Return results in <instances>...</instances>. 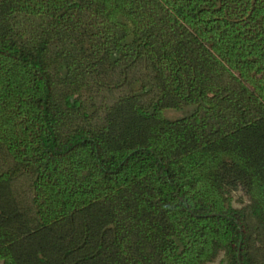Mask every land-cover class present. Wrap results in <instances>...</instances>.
I'll return each instance as SVG.
<instances>
[{
	"label": "trees",
	"instance_id": "16d2710c",
	"mask_svg": "<svg viewBox=\"0 0 264 264\" xmlns=\"http://www.w3.org/2000/svg\"><path fill=\"white\" fill-rule=\"evenodd\" d=\"M215 261L264 264V0H0V264Z\"/></svg>",
	"mask_w": 264,
	"mask_h": 264
},
{
	"label": "rangeland",
	"instance_id": "374dc122",
	"mask_svg": "<svg viewBox=\"0 0 264 264\" xmlns=\"http://www.w3.org/2000/svg\"><path fill=\"white\" fill-rule=\"evenodd\" d=\"M191 108H184V109H166L164 111V114L166 117L170 118V119H174V118H178L180 116H183L185 114H187L188 112H190ZM211 264H219L217 261H215L214 263Z\"/></svg>",
	"mask_w": 264,
	"mask_h": 264
}]
</instances>
